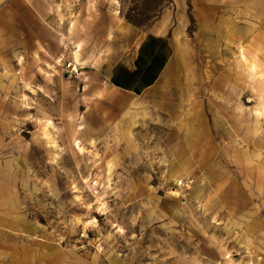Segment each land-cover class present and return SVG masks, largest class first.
Here are the masks:
<instances>
[{
    "label": "rangeland",
    "instance_id": "rangeland-1",
    "mask_svg": "<svg viewBox=\"0 0 264 264\" xmlns=\"http://www.w3.org/2000/svg\"><path fill=\"white\" fill-rule=\"evenodd\" d=\"M5 2L0 264H264V0H32L44 45ZM162 13L178 65L101 115Z\"/></svg>",
    "mask_w": 264,
    "mask_h": 264
},
{
    "label": "crops",
    "instance_id": "crops-1",
    "mask_svg": "<svg viewBox=\"0 0 264 264\" xmlns=\"http://www.w3.org/2000/svg\"><path fill=\"white\" fill-rule=\"evenodd\" d=\"M29 2L6 0L3 10L10 12L32 39L44 45L42 30L45 26V12L42 10L41 13ZM164 17L162 13L153 21L144 30L135 47L122 58L104 61L98 66L91 65L95 83H92L94 85L88 97L94 99L92 102H96L95 106L101 110V115L124 111L134 97L153 87L171 65H178L176 53L180 47L179 38L182 33L178 26L169 29V26L163 23Z\"/></svg>",
    "mask_w": 264,
    "mask_h": 264
},
{
    "label": "bare ground",
    "instance_id": "bare-ground-1",
    "mask_svg": "<svg viewBox=\"0 0 264 264\" xmlns=\"http://www.w3.org/2000/svg\"><path fill=\"white\" fill-rule=\"evenodd\" d=\"M31 3H32V0H29ZM58 60L60 61L61 60V56L60 57H58ZM73 70H76V66L74 65V67H73Z\"/></svg>",
    "mask_w": 264,
    "mask_h": 264
}]
</instances>
